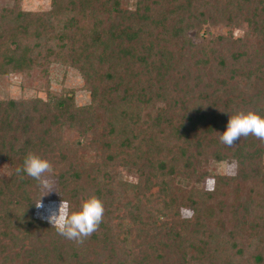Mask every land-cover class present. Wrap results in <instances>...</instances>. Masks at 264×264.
Segmentation results:
<instances>
[{
    "label": "trees",
    "instance_id": "obj_1",
    "mask_svg": "<svg viewBox=\"0 0 264 264\" xmlns=\"http://www.w3.org/2000/svg\"><path fill=\"white\" fill-rule=\"evenodd\" d=\"M0 20V75L56 62L90 95L0 100V264H264V140L218 133L226 113L264 116V0H50ZM243 24L239 45L206 30ZM29 152L58 201H102L81 243L34 217L42 190L16 174Z\"/></svg>",
    "mask_w": 264,
    "mask_h": 264
},
{
    "label": "rangeland",
    "instance_id": "obj_2",
    "mask_svg": "<svg viewBox=\"0 0 264 264\" xmlns=\"http://www.w3.org/2000/svg\"><path fill=\"white\" fill-rule=\"evenodd\" d=\"M20 5V8L25 12H45L49 10L50 0H0V16L5 10H12ZM1 24V20H0ZM209 38L227 36L232 34L233 39L239 45L245 36L244 24L241 26L226 27L219 25L206 29ZM201 43L202 40H199ZM43 63V62H42ZM43 69H47V75L43 73ZM83 80L78 71L65 65L52 62L45 67H37L28 74H8L0 75V100L8 101H23L34 98L46 100L48 98L47 87L51 93L60 94L63 89L74 90L76 93V105L79 107L86 106L90 103V95L83 90ZM209 173L214 175H234L236 168L233 164L226 162L213 163L209 162L205 168ZM8 165L0 161V176L8 174ZM49 179V178H48ZM53 186L52 191H41V208L35 210V218L40 221L47 222V216L50 211L56 209L60 201L57 200L56 183L49 179ZM118 181L121 183H136V178L130 176L120 169ZM207 191L213 188L212 181L206 183ZM39 200V202H40ZM184 216H187L184 212Z\"/></svg>",
    "mask_w": 264,
    "mask_h": 264
},
{
    "label": "clouds",
    "instance_id": "obj_3",
    "mask_svg": "<svg viewBox=\"0 0 264 264\" xmlns=\"http://www.w3.org/2000/svg\"><path fill=\"white\" fill-rule=\"evenodd\" d=\"M226 114L228 119L225 129L223 132H218L222 144L231 147L234 141L249 134L264 140V116L252 111ZM51 171L52 166L47 159L31 152L25 155L22 166L16 168L17 176L31 177L41 190L49 192L53 190V186L46 174ZM35 206L41 208V200ZM103 212V203L95 195L82 200L76 207L70 206L68 201L62 199L59 206L49 212L47 222L60 236L81 243L98 228Z\"/></svg>",
    "mask_w": 264,
    "mask_h": 264
}]
</instances>
